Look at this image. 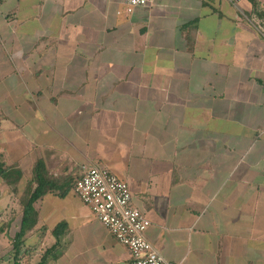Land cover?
<instances>
[{"label":"crops","instance_id":"obj_1","mask_svg":"<svg viewBox=\"0 0 264 264\" xmlns=\"http://www.w3.org/2000/svg\"><path fill=\"white\" fill-rule=\"evenodd\" d=\"M0 0V264H130L74 196L128 185L169 263L264 264V0ZM37 163L60 191L33 204ZM35 186H31L33 189ZM31 189V190H32ZM64 195V196H63Z\"/></svg>","mask_w":264,"mask_h":264},{"label":"built area","instance_id":"obj_2","mask_svg":"<svg viewBox=\"0 0 264 264\" xmlns=\"http://www.w3.org/2000/svg\"><path fill=\"white\" fill-rule=\"evenodd\" d=\"M153 1L124 0L126 12L131 14ZM72 192L113 239L129 250L130 264H176L167 262L146 240L150 223L132 206L127 184L105 170L89 168L76 179Z\"/></svg>","mask_w":264,"mask_h":264},{"label":"trees","instance_id":"obj_3","mask_svg":"<svg viewBox=\"0 0 264 264\" xmlns=\"http://www.w3.org/2000/svg\"><path fill=\"white\" fill-rule=\"evenodd\" d=\"M253 7H256L255 0H247ZM21 173L15 169L6 168L4 164L0 163V179L8 186H15L19 183ZM75 183V182H74ZM74 185V184H73ZM31 186H35L33 189ZM73 187V186H72ZM60 188L54 180L47 177L44 166L37 163L33 170V179L29 183L27 193L21 198L22 218L19 232L16 235L13 243V254L18 256L20 250L24 246V237L26 232L31 231L35 226V213L33 204L42 198L47 192L60 191ZM32 189V190H31ZM64 196V195H63Z\"/></svg>","mask_w":264,"mask_h":264}]
</instances>
